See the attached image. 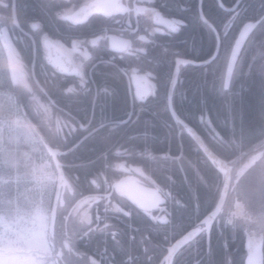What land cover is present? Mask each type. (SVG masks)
<instances>
[{
    "label": "flooded vegetation",
    "instance_id": "af4514ba",
    "mask_svg": "<svg viewBox=\"0 0 264 264\" xmlns=\"http://www.w3.org/2000/svg\"><path fill=\"white\" fill-rule=\"evenodd\" d=\"M90 1L79 0L77 5L72 3L63 7L62 9L66 10V12L62 19H56L51 16L49 19L50 22H48L50 27H44L45 32L48 33V41L46 43L41 41L39 45L37 40L34 39V33L38 31L32 27L28 28L19 24L15 10V1H13L14 3L12 5V23L14 27L11 28L5 22L7 13L2 9L3 6L0 5V78H6L7 76L8 79L14 78L28 84V74H32L44 95L45 105H52L56 124L60 128L75 129L77 127L82 128V125H84L88 129L85 136L102 128L108 130L134 131L135 123L139 119L141 112H149V105L141 108L138 104L133 103L135 85H132L131 90H129L128 75L118 71L117 67H112V65H116L119 68L126 67L127 61L120 53L112 49L129 47L127 33L132 29L143 30L145 27L143 18L150 15V12H142L139 15L134 13L130 21L126 14L114 13L117 21H120L121 17H123L124 22H110L108 30L98 41L101 47L97 49L96 45L91 43V37L93 34L99 32L97 24L100 18L96 16L91 23L83 26L80 25V22L92 16L94 13H107L113 9H109V11H106V9L103 12L95 11L84 19H81L78 15H73L76 9ZM199 1L200 4L202 2V5L205 3L206 6L216 4L217 2L220 8L226 10L225 15L227 16L228 24L223 25V33L228 31L235 17L242 11L241 3L243 0H235L232 4H224L223 0H155V3L157 6L164 5L163 12L168 13L170 11L171 14L183 16L188 21L195 16L199 18L203 15L208 21L207 26L213 29L218 40L220 38V32L214 23L206 17L205 11H201ZM135 2L141 9H146L148 6L145 0H135ZM114 5L115 1L111 7L114 8ZM181 9H187V11H182ZM215 10L217 11V8ZM216 11L209 14H217ZM241 15H245V13L242 12ZM4 29L7 30L11 38L16 58L13 57L12 53L6 52L3 47L6 46ZM206 29V26L200 27L199 32L202 31L204 34ZM157 35L159 39L154 50L159 52L161 51L160 46L164 41H172L173 38L163 33H158ZM80 41H84V43L81 44ZM24 46H34L30 62L24 60ZM35 46H39L38 61H36L37 52ZM105 46L109 51L104 50ZM50 48L54 53L57 52V54L55 53L57 55L55 64L64 71L57 70L50 63L47 57ZM94 50L95 59L90 61V54ZM17 53L20 54L18 55ZM85 53L88 55L87 60L85 59ZM183 58L192 59L187 56ZM11 62H13V66H11ZM85 72L87 73L88 83L82 85L80 79ZM153 75L155 76L156 74L154 73ZM180 81H182V77H180ZM104 82L115 85L117 88L114 101L112 102L113 107L107 110H115L117 115L122 116L125 111H131L135 107V112H132L129 122L123 127H113L107 124L101 127L100 120L102 113L100 107L96 106L95 110H93L92 103L96 89L99 85L104 84ZM152 83H156V80L154 79ZM68 84H73L76 87L72 90L64 91ZM49 87L52 88L54 97L48 93ZM123 98L124 101H121ZM82 112L90 113L87 122L82 120L78 121L76 116L73 117L74 114ZM94 113L100 114V119H93ZM164 126L168 129L169 123L167 122ZM187 133L191 136L189 132ZM194 142V140L188 141L187 144ZM223 142L226 143L225 141ZM184 147L182 149L183 166L182 173L180 174L178 202H172V199L176 196L175 194H171L170 187L160 186L149 172L147 173L142 168L143 175L136 173L134 167L139 165L128 162L126 156L129 153H124L123 149L120 148L116 149V153L118 154L117 168L120 171L114 179L110 180V177H105V180L101 178L97 180V183L94 181L96 186L91 190L89 188L86 189L85 193L81 191L79 195L76 194V188L73 186L70 176L66 173L68 183L61 189L62 199L59 200L56 218V224L60 220V228L56 231L55 227V231L52 232L53 234L47 233L48 249H39L41 252L48 251L51 246H55L58 256L55 257L54 255L48 254L49 259L46 261L47 264H135V221H137V218L145 217L149 219L152 230L158 229L159 234V227L161 226L165 227L164 232L166 230V232L170 231L169 228L172 221L179 222L184 231L188 223V218L194 211L197 198H199L201 212L208 206L212 207L213 211L219 202L223 187H225L224 184L227 180L226 169H220L219 163L215 160L212 161L204 151L195 148V152H191L184 150ZM196 147H198L197 144ZM258 152L260 155L255 163L249 169L245 170L244 173H241L245 164ZM222 158L229 164L231 177L229 184H227L224 203L218 213L226 210L235 212L241 217L258 220L260 217L261 201L257 194L264 192V144L255 149L247 160L234 161L235 159L233 157ZM254 168H256L254 177L246 180L247 174ZM212 174L214 176L212 181L216 183L215 188L209 186L207 183ZM125 176L130 177L134 182L135 177H137V182L145 186L157 188L165 201L155 203V206L152 209H148V211L139 207L135 204V201L118 191L114 186L116 181ZM172 180L175 181L174 178ZM172 180H170L169 184H172ZM175 190L178 191L177 188ZM66 195H68V199H65ZM149 212L156 219H152ZM218 213L216 214L218 215ZM107 218L115 222L120 233L89 236L88 232L91 228H97V231L99 228H104L107 222L105 225L101 222ZM72 222H76V228L78 226L79 230L74 232L72 236H68L67 224H72ZM218 225L219 223L212 229L213 249L215 250V247L221 246L223 259L226 253L228 254L229 252L232 257L238 259L246 251L245 232L243 230L226 232L222 226ZM86 226L88 227L85 228ZM101 233H103V230ZM182 233L174 240H170L169 243L168 241L165 243L166 239L168 240L167 233L164 236H159L158 234L155 236L153 234L154 242L152 250L156 247L165 248V253L155 264L161 263L169 246L182 236ZM162 238H165V240L162 241ZM225 239H227L229 246L227 251L223 247ZM108 240H114L117 245H120L121 249L118 251L117 258L112 255L113 251H107ZM89 241L94 242L95 249L87 252L82 247L86 246ZM161 241L162 243H160ZM186 243H188V240L184 244ZM123 247L127 249H123ZM31 254L34 255L33 253ZM154 254L156 252L153 251L147 255L149 260L150 255H152V264H154ZM183 257L184 264H196L197 261L203 264L202 261L207 257L204 241L201 240L199 245H196L193 241L192 247L185 250ZM38 258L41 261L44 260L42 254Z\"/></svg>",
    "mask_w": 264,
    "mask_h": 264
},
{
    "label": "trees",
    "instance_id": "16d2710c",
    "mask_svg": "<svg viewBox=\"0 0 264 264\" xmlns=\"http://www.w3.org/2000/svg\"><path fill=\"white\" fill-rule=\"evenodd\" d=\"M14 1L19 24L28 28L31 26L34 18L41 21L44 27H50L48 22H50V17L53 16L54 8L62 9L72 3L76 5L79 3V0ZM234 1L235 0H223V3L232 4ZM217 4L216 2L217 14H209L211 12L208 7H206L204 11L206 17L214 23L215 27L220 32L219 37L221 42L219 51L221 53V58L228 54L229 46H233L237 38L236 35H238L243 26L242 24L247 21L255 20L253 28L242 45L237 60V67L239 68L243 63L245 70H247L250 64H252L251 56L254 48L252 37H254V40L257 42L264 39V23H260L259 20L256 19L264 13V8L261 7V5L264 4V0H243L241 3V13L235 17L233 24L230 25L228 31L224 33L222 27L228 24L227 16L225 15L226 10H223ZM0 5L3 6L2 9L7 13L5 20L6 24H8L7 26L10 28L14 27L12 23L13 0H0ZM242 12H244L245 15H241ZM200 27L198 17L195 16L189 20V25L185 32L172 39L173 49L182 51L194 47L195 49H200L204 55L212 53L217 41L215 37L216 34L212 28L206 25L208 33L204 31V35H201L199 32ZM35 47L37 52L36 61H38L39 46ZM33 48L34 46H24V60L30 62ZM258 52L257 50V53ZM187 57L192 58L191 56ZM225 67L224 73L226 71ZM168 68L169 65L167 63L160 66L162 72L167 71ZM182 71V81L179 82L178 91L175 96V105L182 110L179 115L185 119L183 113H187L190 101L192 97L196 95L197 97L194 101L196 109L193 112L187 113L189 115L185 120L195 127L197 132L203 136L209 147L221 157H233L235 159L234 161L247 160L255 149L264 144V135H257L254 133V130L260 125V119L258 117L259 103L262 98H264V84L260 83L259 77L253 76L245 82L236 77L235 83L232 85V92L228 93L227 89H225L223 93L220 92V103L216 106H210L208 103H212L213 100L209 98V91L205 94L203 103H201V100H198L199 86H210V91H214L215 94H217L219 83H217L216 88H213L210 82L211 80L208 79L211 76H208V82H205L204 80H206V78L203 79V70L198 67L182 66ZM235 71L236 68L234 69V72ZM28 75V84L14 78L8 79L7 76L6 78H0V118L4 119V128L0 141V197L3 198V202L0 203V208L11 209L13 204L11 199L14 198V192L17 187L14 181L16 178H23L24 187L34 185L35 177L39 171V162L45 156L51 161V156L45 146L46 144L51 147L60 148L61 150L69 149L76 144L72 150L59 154V159L64 163L65 172L70 176L72 184L76 188L75 192L77 195H79L81 191L85 193L88 188L90 190L93 189L96 186L94 181L97 183V180L101 178L105 180V177H110V180L114 179L116 174L120 171L117 168L118 154L116 153V149L120 148L123 149L124 153H129V155L126 156L128 162L135 163L142 167L147 173L149 172L160 186L170 187L171 194H175L176 196L172 199V202L179 201V183L172 180L174 178L172 173L179 177V173L176 171L177 167L175 165L171 166L169 163L162 160L161 153L165 152L169 147L171 152L178 153L180 145L182 143L187 144L191 138L186 130L178 136L179 128L177 123L169 113L163 111V90L159 85L157 87V95L160 98L159 103L156 105H149V112H141L139 119L135 123L134 131L97 130L88 134V139L85 140L84 138L87 132H85L84 129L78 127L75 129H66L57 126L52 105H45L44 95L40 87L35 82L32 74ZM48 93L52 97L55 96L50 87L48 88ZM185 97L189 98V102L185 100ZM121 101H124V98L121 99ZM229 105H233L238 113H243V124H241L238 117L234 129L231 120L228 118ZM202 108L206 109L205 116L209 117L210 115V118L223 128L222 138H210L209 134L205 131V127H201L197 123ZM112 111L107 110L109 115ZM157 113H159V115H157ZM16 116L19 119L18 122L17 120L15 121ZM75 116L78 118V121L82 120L87 122L90 113L82 112L73 115V117ZM97 118L100 119V114L94 113L93 119ZM165 121L169 123L168 129L164 126V124H166ZM146 129L155 137L156 147L163 149V151H144L141 146V140L143 139L142 134ZM217 130L219 131L220 129L217 128ZM80 139L81 141H79ZM51 165L53 170L52 173L55 174L56 170L52 161ZM71 173L73 174L71 175ZM210 178L213 180V174ZM170 180L173 181L172 184H169ZM18 188L19 187H17V191ZM176 188L178 191L175 190ZM30 194L35 195H32L31 201L28 203L29 207L35 204L39 192L35 190L34 193H32L31 190ZM52 194L50 196H45L43 200L45 206H51ZM65 199H68V195H66ZM137 221H135V264H152V255H150V260L147 255L151 254L153 251L156 252V254H154L155 264L165 253V248L161 247H156L152 250L154 242L153 234L156 236L158 234V229L152 230L150 220L145 217L137 218ZM101 223L104 225L106 224L104 228H99L98 231L97 228H91L88 232L89 236L120 233L115 222L110 218H107ZM75 224L76 222L67 224L68 236H72L74 232L79 230L78 226L76 228ZM87 227L88 226L85 228ZM59 228L60 220L56 224V231H58ZM164 228L165 227L162 226L159 227L158 235L164 236L167 233L168 240L166 239L165 243L174 240L183 232L179 222L172 221L169 228L170 231L168 232H166L167 230L164 232ZM102 230L103 233H101ZM163 240H165V238H162V241ZM162 241L160 243H162ZM93 243L94 242L89 241L82 249L87 252L92 251L95 249ZM120 249V245H117L114 240H108L107 251H113L112 255H114L115 258L118 257V251ZM123 249L127 248L123 247ZM48 254L54 255L55 257L58 256L55 246H51L48 251H44V255ZM215 255L216 258H221L223 260L221 246L215 247ZM202 262L203 264H208V258L206 257ZM177 264H184L183 256L177 258Z\"/></svg>",
    "mask_w": 264,
    "mask_h": 264
},
{
    "label": "snow or ice",
    "instance_id": "6c2138e0",
    "mask_svg": "<svg viewBox=\"0 0 264 264\" xmlns=\"http://www.w3.org/2000/svg\"><path fill=\"white\" fill-rule=\"evenodd\" d=\"M148 5L146 10L150 12L152 17V29L144 33L141 37L143 44L140 48V51L144 54L143 56H133L129 51V47L123 49H112L120 53L123 58L127 61V66L119 68V71L128 75L129 77V90H131L132 85H135V91L133 94V100L135 99H145L149 97V94L157 95V84L163 90V100L164 106L163 111L169 113L172 118L176 119L177 124L181 127V132L187 130L191 133L197 143L198 150L201 149L203 140L200 136H197L192 128L188 127L184 122L179 118V113L182 112L181 109L177 108L175 105V96L178 91V85L180 82V77L183 75L182 66L200 68L203 70V75L205 76V82H208L207 77L211 76V84L213 88H216L217 83H219L218 92L223 93L227 89L228 93L232 92V85L235 83L236 77L239 75V68L237 67V54L239 49V43L236 44L235 48L229 46L228 54L221 58V53L218 48L214 47L212 53L204 55L200 49H184L182 51H176L172 47V41L166 40L160 46L161 51L156 52L154 49L157 45L159 39L158 33H163L168 37H175L184 33L188 28L189 21L183 16L173 15L169 11L168 13L162 12L160 8L156 5L155 0H145ZM264 8V4L261 5ZM202 11V2L200 4ZM182 11H187V9H181ZM256 19L260 23H264V13H262ZM199 23L201 27H205L208 24L207 19L201 15L199 17ZM249 23H255V20ZM31 27L38 32H44V26L41 21L38 19H33ZM245 27V25H244ZM43 42L48 41V35L43 36ZM95 45V41L91 42ZM105 51H109L108 48ZM261 54H264V50H258ZM185 56H191L192 59H184ZM85 59H88L87 53H85ZM254 60V58H253ZM199 61V63H197ZM164 63L169 65L167 71H161L160 66ZM174 65V67H173ZM226 66L227 78H225L224 67ZM234 68L236 71L234 72ZM261 74H264V65H254L250 64L249 72L251 73L253 69ZM156 74L155 76L153 74ZM156 80V83H152L153 80ZM231 82V85L229 83ZM80 83L86 85L87 73H83ZM182 95V92H181ZM115 93L114 90L105 84H101L97 87L94 100L92 103L93 110L96 106L100 107L102 116L100 120L101 127L111 125L113 127H123L129 122L132 112H135V107L131 111H125L123 115H117L115 110L109 115L107 109L113 107ZM206 109H201L200 112V121L203 126L207 129L209 134L214 138L223 137V128L216 124L210 117L205 116ZM229 119L231 120L233 129L235 128V123L239 117L241 124H243V113L237 112L233 105H229L228 108ZM159 115V113H157ZM185 119L188 118L187 113H183ZM166 123V121H165ZM213 125H215L213 127ZM82 128L85 132L88 131L87 127L82 125ZM217 128L220 130L218 131ZM254 133L257 135H264V117L260 120V125ZM143 139L141 140V146L145 152L149 151H163L159 149L155 144V137L150 133L149 130H145L142 134ZM85 140L88 139L86 136ZM83 142V141H82ZM169 147V151H170ZM179 150V149H178ZM174 159H179L181 157H173ZM167 159V156L164 157ZM261 201L260 214L264 213V192L257 194ZM155 206V205H153ZM146 211H148L146 209ZM211 213V215H210ZM149 215L152 219H156L155 216L149 212ZM203 217V218H202ZM223 218L216 213L212 212V207H205L204 211L201 212V205L199 198H197L196 205L193 213L188 218L187 226L185 227L182 235L188 240V243L184 244L179 251H175V245L170 247L175 251V259H172V264H177V258L184 255L186 249L191 248L193 241L196 245H199L200 241L203 240L206 248V256L208 258V264H223L221 258H216L214 255L215 250L212 246V229L216 227ZM190 229V230H189ZM246 235V251L241 254L237 259L232 257L231 253H228L230 261H235V264H264V232L256 231L252 228H248L245 231ZM223 247L227 251L228 241L227 239L223 242ZM196 264H201L200 261H197Z\"/></svg>",
    "mask_w": 264,
    "mask_h": 264
},
{
    "label": "rangeland",
    "instance_id": "374dc122",
    "mask_svg": "<svg viewBox=\"0 0 264 264\" xmlns=\"http://www.w3.org/2000/svg\"><path fill=\"white\" fill-rule=\"evenodd\" d=\"M13 66V62H11ZM17 122L18 117H16ZM4 119L0 118V140L4 128ZM39 171L34 185L23 186V178L15 179L16 191L10 210L0 208V264H43L38 257L32 255V249H48L47 229L49 211L43 200L51 192L55 175L52 173L51 161L44 157L39 162ZM256 168L250 170L246 180L254 177ZM20 180V181H19ZM21 186V187H20ZM35 190L39 192L33 206H28ZM0 202L3 198L0 197Z\"/></svg>",
    "mask_w": 264,
    "mask_h": 264
},
{
    "label": "water",
    "instance_id": "95a60500",
    "mask_svg": "<svg viewBox=\"0 0 264 264\" xmlns=\"http://www.w3.org/2000/svg\"><path fill=\"white\" fill-rule=\"evenodd\" d=\"M114 1H115L114 8L121 3V0H114ZM114 1H112V0H91L90 2H88V3L84 4V5H81L78 9H76L73 12V15H78L81 19H84V18H86L87 16H89L91 13H93L95 11L103 12L106 9H107L106 11H109V9H114L113 7H111V5L114 4ZM14 17H15V12H14ZM249 22H251V21H249ZM245 24H243V25H245ZM248 25H249V27L247 29H245L244 26L242 27L241 31L237 35V38L235 40L234 45H233V48L236 47L237 43H239V46H240L239 49H238L237 60H238V56L240 54L242 45L244 44V42H245L246 38L248 37L251 29L253 28L254 23H249ZM4 34H5V45H6V46H4V48H5L6 52H8V53L12 52L13 55H15L14 54V49H13V46H12L11 38L8 35V32H7L6 29H4ZM218 43L220 44V42H218ZM217 48L219 49L220 47L218 46ZM55 53L57 54V52H55ZM55 53L50 48L49 52H48L49 55L47 57H48L50 63L57 70L64 71V70H62L61 68H59L55 64V60H56V57H57V55ZM197 63H199V62L197 61ZM225 78H227V70H226V77ZM179 118H180V116H179ZM184 124H186L188 127L192 128L187 123L184 122ZM193 131L196 133L197 136H200L196 132V130L193 129ZM190 135L192 137H194L191 133H190ZM194 139H195V137H194ZM195 141H196V139H195ZM46 147L48 149V152L52 156L53 162H54L55 167H56L57 172H58L56 190H55L53 203H52V208H51V228H53L54 222H55V217H56V210H57L58 200H59V196H60V190H61L62 185L67 183V179H66V176H65V173H64V169H63V164L58 159L57 154L60 153V152H66V151H62V150H60L58 148H52L49 145H46ZM201 147H202L203 151L205 152V154L209 158L212 159V161L215 160L216 162L219 163V168L220 169H224L225 168L226 172H227V180L225 181L226 183L224 184L225 187H223V192L221 194L219 202L217 203V206L212 211L214 213H218L220 208L222 207V205L224 203V200H225V196H226L225 192H227V184H229V182H230V177H231V173L229 172L230 168H229V165L227 164V161L222 159L215 152H213V150L210 149L204 142L202 143ZM259 155H260L259 152L256 153L255 155H253V157L249 160V162L246 163L245 166L242 168V170H241L242 172L241 173H244L245 170L250 168L255 163L256 159H258ZM134 168H135V172L136 173H139V174H142V175L144 174L141 168H139L137 166H135ZM114 186L116 187V189L118 191L122 192L124 195H126L127 197H129L130 199L135 201L136 205H138L139 207H141V208H143L145 210L146 209L147 210L148 209H152L154 207L153 205L155 203H157V202L165 201V199L158 192L157 188L145 186L144 184L137 182V177H135V182L133 181V179H131L128 176L122 177L121 179H119L118 181H116L114 183ZM210 215H211V213H210ZM186 241H187V239L182 235L177 240H175L170 246L175 245V251H178L180 249V247ZM170 246L168 248L167 253L165 254L163 259L161 260L160 264H171L172 263V259L174 258L172 256L175 255V251H173V248L170 247Z\"/></svg>",
    "mask_w": 264,
    "mask_h": 264
},
{
    "label": "clouds",
    "instance_id": "9594fccd",
    "mask_svg": "<svg viewBox=\"0 0 264 264\" xmlns=\"http://www.w3.org/2000/svg\"><path fill=\"white\" fill-rule=\"evenodd\" d=\"M160 10L163 12L164 5H158ZM66 10L60 9V8H54L53 9V16L56 19H62L65 16ZM142 12H147L146 9H141L135 0H122V2L116 6L113 11L107 12V13H94L92 16L87 17L83 21L80 22V25L83 26L85 24L91 23L93 18L98 16L100 18L99 23L97 24V27L99 28V32L93 34L91 37V42L95 41V45L98 48L101 47L100 44H98V41L100 40L101 36L105 34V32L108 30V26L110 22H124V18L121 17L120 21L116 20V16L114 13H122L126 14L128 20L132 18L133 14H141ZM144 24L145 27L143 30H137L132 29L127 33L129 37V51L133 54V56H143L144 54L140 51V48L143 44V40L141 37L144 35L145 32L150 31L152 29V17L151 14L148 16H145L144 18ZM31 27V26H30ZM249 27L248 24H245V29ZM48 35L47 32H37L34 33V39L37 40V43L39 45V42L43 40V36ZM176 37V36H175ZM171 37V38H175ZM254 41V48L252 51L251 60L254 65H264V54H261V52L257 53V50H264V39L260 41H255L254 37H252ZM75 43V41H73ZM80 43H84V41H80ZM106 49V46L104 47V50ZM18 55L20 53H17ZM254 58V60H253ZM95 59V50L90 54V61ZM112 67H117V70L119 71V67L116 65H112ZM253 76H258L260 83L264 84V74H261L253 69V71L250 73L249 68L245 70V67L243 63L239 67V75L238 78L245 82L248 79H251ZM104 84L114 90V93L116 94L117 88L115 85L109 84L107 82H104ZM159 84H157L158 87ZM160 86V85H159ZM76 86L73 84H68L67 87L64 89V91L72 90ZM159 96L149 94V97H146L145 99H135L133 100L134 104H138L141 108H143L145 105H156L159 103ZM258 117L261 120L262 117H264V98H262L261 102L259 103V111H258ZM219 216H221L223 219L219 222L218 226H222L223 229L226 232H234L237 230H243L244 232L248 228H252L256 231L264 232V213L260 214V217L258 220L256 219H248L245 217H241L235 212H229V211H221L218 213ZM223 264H235V261H230L228 254L226 253L225 258L223 259Z\"/></svg>",
    "mask_w": 264,
    "mask_h": 264
},
{
    "label": "bare ground",
    "instance_id": "6f19581e",
    "mask_svg": "<svg viewBox=\"0 0 264 264\" xmlns=\"http://www.w3.org/2000/svg\"><path fill=\"white\" fill-rule=\"evenodd\" d=\"M14 1V0H13ZM206 1V0H205ZM14 3V2H13ZM199 5H200V1H199ZM208 6V5H207ZM206 4L205 3H203V5H202V10H204L206 7ZM208 8H209V11L211 12V13H214L216 10H215V8H216V5L215 4H212V5H209L208 6ZM206 31H207V33H208V30L206 29ZM200 34L201 35H204L203 33H202V31H200ZM218 35V34H217ZM216 37V36H215ZM216 40H217V37H216ZM218 42H221V40H220V38L216 41V45L215 46H220V44L218 43ZM216 47V48H217ZM225 77H226V74H225ZM208 78V77H207ZM203 79H205V76H203ZM208 79H210L211 80V77H209ZM205 81V80H204ZM230 83V82H229ZM211 89H210V86L209 87H202V86H199V92H198V100L200 101L201 100V103H203L204 102V96H205V94L209 91V93H208V95H209V98L211 99V100H213V102L211 103H208V105H214V106H216V105H218L219 103H220V99H219V95H220V92H218L217 91V94H215V92L214 91H210ZM196 95H194L193 97H192V100L190 101V104H189V106H188V110H187V113H190V112H193V111H195V103H194V101H195V99H196ZM185 100L186 101H188L189 102V98H187V97H185ZM209 101V100H208ZM179 115V114H178ZM208 115H209V113H208ZM180 116V115H179ZM209 117H210V115H209ZM219 117H220V115H219ZM180 118L182 119V121H184L185 123H187L189 126H191L194 130H195V127L193 126V125H191V124H189L182 116H180ZM174 119V118H173ZM174 121H176L175 119H174ZM197 123L201 126V127H203V124H202V122L200 121V118L199 119H197ZM177 126H178V136H180L181 135V127H180V125L179 124H177ZM215 125H213V127H214ZM100 130H102V131H107L106 129H104V128H102V129H100ZM95 131H97V130H95ZM205 131L209 134V132L207 131V129L205 128ZM197 132V131H196ZM198 133V132H197ZM199 134V133H198ZM200 135V134H199ZM209 136H210V138H212V139H216V138H214V137H212L211 136V134H209ZM200 137H201V139L203 140V142L209 147V145L207 144V142L205 141V139L203 138V136L202 135H200ZM190 138H191V140L190 141H195V139H194V137H192V136H190ZM197 144V146H198V143L195 141L194 143H192V144H181L180 145V149H179V152L178 153H174V152H171V151H169V149L167 148L166 149V151L165 152H163V153H161V158H162V160H164V161H166L167 163H169L171 166H176L177 167V172L179 173V177L178 176H175V174H173L172 173V175H173V177H174V179H175V181L177 182V183H180V174L182 173V166H183V154H182V149H183V146H185L184 147V150H188V151H191V152H195V148L196 149H198V147H196V144ZM210 148V147H209ZM200 150H202L203 151V149H202V147H201V149ZM185 154V153H184ZM165 156H167V159H164V157ZM173 157H181V158H179V159H174ZM208 184H209V186H211V187H213V188H215L216 187V183H215V181H214V183H213V181L209 178V180H208V182H207ZM179 186H180V184H179ZM206 188L208 189V186L206 185Z\"/></svg>",
    "mask_w": 264,
    "mask_h": 264
}]
</instances>
